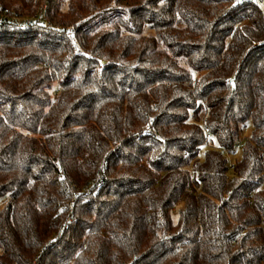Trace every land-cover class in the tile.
<instances>
[{"label":"trees","instance_id":"1","mask_svg":"<svg viewBox=\"0 0 264 264\" xmlns=\"http://www.w3.org/2000/svg\"><path fill=\"white\" fill-rule=\"evenodd\" d=\"M5 9L0 264H264L257 0Z\"/></svg>","mask_w":264,"mask_h":264},{"label":"built area","instance_id":"2","mask_svg":"<svg viewBox=\"0 0 264 264\" xmlns=\"http://www.w3.org/2000/svg\"><path fill=\"white\" fill-rule=\"evenodd\" d=\"M257 2L259 3L260 7L264 9V1L257 0ZM0 22H10L18 27H29L34 24L47 25L49 20L45 14H42L41 16L26 17L20 14H14L10 10L5 9L0 12ZM205 134L207 139L210 140L212 138V134L208 128H205ZM241 147L242 144L238 143L235 147V150H239ZM222 153L231 158V154L227 150L223 149ZM230 167H233L232 162L230 163Z\"/></svg>","mask_w":264,"mask_h":264},{"label":"rangeland","instance_id":"3","mask_svg":"<svg viewBox=\"0 0 264 264\" xmlns=\"http://www.w3.org/2000/svg\"><path fill=\"white\" fill-rule=\"evenodd\" d=\"M11 11H12V13H14V14H20V15L26 16L24 12H17V11H15V10H11ZM68 15H69L68 12H66V13L64 14V18H63V19L67 20ZM26 17H27V16H26ZM251 132H252V125H251V124H248L246 130L244 131L243 138H248V137L251 135ZM205 151H206V150L204 149V150L202 151L201 155H203V154L205 153Z\"/></svg>","mask_w":264,"mask_h":264}]
</instances>
